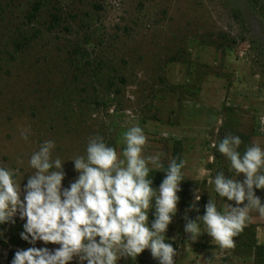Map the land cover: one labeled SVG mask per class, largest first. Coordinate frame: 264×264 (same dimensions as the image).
<instances>
[{
    "label": "rangeland",
    "instance_id": "rangeland-1",
    "mask_svg": "<svg viewBox=\"0 0 264 264\" xmlns=\"http://www.w3.org/2000/svg\"><path fill=\"white\" fill-rule=\"evenodd\" d=\"M37 1L0 0V166L15 169L25 186L31 155L51 140L68 188L79 176L72 159L86 155L89 138L102 136L119 156L124 133L140 126L143 156L159 155L165 168L176 152L185 162L166 233L175 264H264L249 246L253 224L228 249L203 226L196 241L185 232L212 198L218 211L235 206L209 183L221 171L232 176L219 143L231 134L241 138V154L253 143L264 148V0H41L30 21ZM55 13L62 19L54 27ZM158 176L166 172L150 173L154 189ZM255 191L264 202V190ZM249 216L264 223L255 210ZM154 218L153 208L149 224ZM14 219L0 225V264L29 247H59L24 241L26 221ZM118 264L159 261L146 249Z\"/></svg>",
    "mask_w": 264,
    "mask_h": 264
},
{
    "label": "clouds",
    "instance_id": "clouds-1",
    "mask_svg": "<svg viewBox=\"0 0 264 264\" xmlns=\"http://www.w3.org/2000/svg\"><path fill=\"white\" fill-rule=\"evenodd\" d=\"M260 124L264 131V116ZM124 144L118 156L102 136L89 138L86 155L72 159L79 176L68 188L63 187L64 162L52 158L56 145L51 140L31 155L34 172L25 186L15 169L0 166V225L15 223L18 214L26 221L24 241L59 245L19 250L11 264H70L74 259L81 264H118L122 257L135 260L146 249L159 264H175L177 251L166 242V233L178 211L185 162L174 158L165 168L159 155L143 156L146 136L140 126L124 133ZM241 144V138L231 134L219 143L232 176L221 171L209 181L219 197L234 201L235 206L228 203L227 210L218 211L212 198L202 216L187 219L185 232L191 241L201 236L203 226L221 248H231L250 211L264 216V202L255 191L264 190V148L253 143L241 154ZM153 170L166 172L158 189L149 178ZM241 174L243 181L238 179ZM153 208L155 218L149 224Z\"/></svg>",
    "mask_w": 264,
    "mask_h": 264
},
{
    "label": "trees",
    "instance_id": "trees-1",
    "mask_svg": "<svg viewBox=\"0 0 264 264\" xmlns=\"http://www.w3.org/2000/svg\"><path fill=\"white\" fill-rule=\"evenodd\" d=\"M42 4H43V2L40 0V1H37L33 5L31 11L28 14V19L30 21L35 20L37 18V16L39 15V12L41 11ZM61 19H62V15L61 14H58V13L53 14L52 19H51V25L54 26V27L57 26V25H61ZM18 47H21V46H20V44L17 43V48ZM174 157L177 159V162L180 161V155L177 152L174 154ZM156 175H159V174L156 173ZM158 181H160V182L163 181L162 176H158ZM244 230L246 231L247 228H243L242 231H244ZM251 239H252L253 243L249 244V246L257 249V255L258 256L264 254V246L263 245H259L257 243V241H256V232H255V230H252V232H251Z\"/></svg>",
    "mask_w": 264,
    "mask_h": 264
},
{
    "label": "crops",
    "instance_id": "crops-1",
    "mask_svg": "<svg viewBox=\"0 0 264 264\" xmlns=\"http://www.w3.org/2000/svg\"><path fill=\"white\" fill-rule=\"evenodd\" d=\"M255 225L256 241L259 245H264V223L257 220V217H251L245 224Z\"/></svg>",
    "mask_w": 264,
    "mask_h": 264
}]
</instances>
